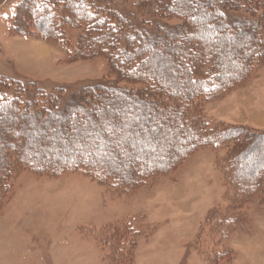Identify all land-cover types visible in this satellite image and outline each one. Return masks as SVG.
Listing matches in <instances>:
<instances>
[{
    "label": "rangeland",
    "instance_id": "obj_1",
    "mask_svg": "<svg viewBox=\"0 0 264 264\" xmlns=\"http://www.w3.org/2000/svg\"><path fill=\"white\" fill-rule=\"evenodd\" d=\"M36 1L53 10L57 25L48 40L23 17L16 23L27 26V37L14 35L10 28L24 0H0V97L17 96L21 110L27 109L24 102L34 103V111L51 110L75 99L81 89L129 87L121 73L111 74L104 56L78 51L80 39L87 38L82 22L73 21L78 4H70L73 17L61 18V0ZM81 1L89 23L88 13L105 7L138 29L181 23L174 15L154 14V4L138 8V0ZM225 15L228 21L248 17ZM213 35L209 25L185 38L198 45ZM260 62L253 61L233 90L202 101L198 111L209 128L264 131ZM263 146L264 140L257 147ZM258 151L245 156V173L264 156ZM226 157L221 146H199L178 167L135 188L83 171L36 174L17 168L0 207V264H264V183L253 195L235 199L236 190L225 180Z\"/></svg>",
    "mask_w": 264,
    "mask_h": 264
},
{
    "label": "trees",
    "instance_id": "obj_2",
    "mask_svg": "<svg viewBox=\"0 0 264 264\" xmlns=\"http://www.w3.org/2000/svg\"><path fill=\"white\" fill-rule=\"evenodd\" d=\"M61 1V18L73 17L71 3L79 5L73 21L82 22L87 38L80 39L78 51L104 56L111 74L121 73L129 87L81 89L75 99L51 110L34 111L28 102L21 110L17 96L0 97V207L17 168L36 174L83 171L135 188L178 167L199 146L227 150L225 180L236 190L235 199L258 190L264 183V156L248 173L244 158L251 150L254 155L264 151L257 147L264 131L209 128L198 109L216 92L238 86L254 60H264V0H138V8L151 3L154 14L181 20L171 28L141 29L109 7L88 13L89 23L83 1ZM242 12L248 17L228 21L225 15ZM52 14L46 3L24 0L10 31L27 37V26L20 22L28 18L34 33L48 40L57 25ZM209 25L214 31L209 40L198 45L186 40Z\"/></svg>",
    "mask_w": 264,
    "mask_h": 264
}]
</instances>
